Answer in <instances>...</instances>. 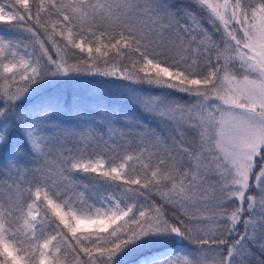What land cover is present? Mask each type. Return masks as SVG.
<instances>
[{
    "label": "snow or ice",
    "instance_id": "1",
    "mask_svg": "<svg viewBox=\"0 0 264 264\" xmlns=\"http://www.w3.org/2000/svg\"><path fill=\"white\" fill-rule=\"evenodd\" d=\"M0 154V264H264V0H0Z\"/></svg>",
    "mask_w": 264,
    "mask_h": 264
},
{
    "label": "rangeland",
    "instance_id": "2",
    "mask_svg": "<svg viewBox=\"0 0 264 264\" xmlns=\"http://www.w3.org/2000/svg\"><path fill=\"white\" fill-rule=\"evenodd\" d=\"M79 87H80V85L77 84V83H69V84L62 85L61 86V90L65 94L71 95V93L76 91ZM2 158H3V155L0 154V159H2ZM0 176H1V178H0V198L2 199L3 198V194L6 192V189L2 186V182L5 179H7V177L2 172H0Z\"/></svg>",
    "mask_w": 264,
    "mask_h": 264
},
{
    "label": "bare ground",
    "instance_id": "3",
    "mask_svg": "<svg viewBox=\"0 0 264 264\" xmlns=\"http://www.w3.org/2000/svg\"><path fill=\"white\" fill-rule=\"evenodd\" d=\"M0 178H1V176H0ZM1 199V198H0Z\"/></svg>",
    "mask_w": 264,
    "mask_h": 264
},
{
    "label": "trees",
    "instance_id": "4",
    "mask_svg": "<svg viewBox=\"0 0 264 264\" xmlns=\"http://www.w3.org/2000/svg\"><path fill=\"white\" fill-rule=\"evenodd\" d=\"M66 95H68V94H66ZM70 96V95H69Z\"/></svg>",
    "mask_w": 264,
    "mask_h": 264
}]
</instances>
